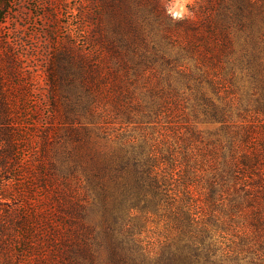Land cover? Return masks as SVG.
<instances>
[{
    "label": "trees",
    "instance_id": "obj_1",
    "mask_svg": "<svg viewBox=\"0 0 264 264\" xmlns=\"http://www.w3.org/2000/svg\"><path fill=\"white\" fill-rule=\"evenodd\" d=\"M125 2L99 85L72 47L47 64L34 148L0 118V264H264V0H195L181 22L140 0L139 23ZM101 90L129 133L103 128Z\"/></svg>",
    "mask_w": 264,
    "mask_h": 264
},
{
    "label": "rangeland",
    "instance_id": "obj_2",
    "mask_svg": "<svg viewBox=\"0 0 264 264\" xmlns=\"http://www.w3.org/2000/svg\"><path fill=\"white\" fill-rule=\"evenodd\" d=\"M128 6L133 8L136 22H142L144 18L138 16L140 10H143L140 0H129ZM125 11V0H11L2 11L0 118L8 122H19V134L24 138L29 137L23 132L34 136L33 141L22 145L27 153L36 146L34 140L40 131L55 120L50 111L47 64L63 48L72 47L75 59L72 60L74 65L70 71L81 75L88 86L99 85L97 79L106 76L115 62L110 50L111 24L122 23L125 19L122 17L127 15ZM129 19L132 20L133 15ZM91 70L95 72L93 80L86 72ZM100 94L102 97L96 104V113L101 116L100 121L105 122L103 128L113 135L129 133L130 127L120 125L119 118L104 109L117 101L108 91L101 90ZM4 99L8 100L6 102L9 106L5 111L1 105ZM144 100L150 101L146 97ZM157 102L171 106L167 112L171 111L172 118L183 115L180 102L163 97L157 99ZM83 116L86 118L88 115ZM131 131L136 135L143 133L138 129ZM11 132L14 133L13 130ZM208 151L211 154L209 161L215 165L218 156L216 152L212 154L210 149Z\"/></svg>",
    "mask_w": 264,
    "mask_h": 264
},
{
    "label": "clouds",
    "instance_id": "obj_3",
    "mask_svg": "<svg viewBox=\"0 0 264 264\" xmlns=\"http://www.w3.org/2000/svg\"><path fill=\"white\" fill-rule=\"evenodd\" d=\"M195 0H165L164 10L173 22L194 18Z\"/></svg>",
    "mask_w": 264,
    "mask_h": 264
}]
</instances>
